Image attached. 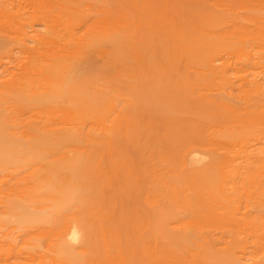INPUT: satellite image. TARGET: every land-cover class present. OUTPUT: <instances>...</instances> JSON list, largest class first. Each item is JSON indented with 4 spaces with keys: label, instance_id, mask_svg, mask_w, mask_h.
<instances>
[{
    "label": "bare ground",
    "instance_id": "obj_1",
    "mask_svg": "<svg viewBox=\"0 0 264 264\" xmlns=\"http://www.w3.org/2000/svg\"><path fill=\"white\" fill-rule=\"evenodd\" d=\"M237 1L244 16L233 2L198 0L199 27H183L160 0L142 14L119 0H0V228L16 220L58 234L45 247L3 235L0 264H127L116 233L85 217L118 171L133 174L163 148L161 126L185 121L205 128L160 156L182 175L172 200L190 219L174 233L179 213L157 187V232L173 245L211 225L264 233L248 206L264 195V5ZM16 171L21 186H6ZM202 184L221 210L201 199L194 211ZM235 250L212 259L264 264Z\"/></svg>",
    "mask_w": 264,
    "mask_h": 264
},
{
    "label": "rangeland",
    "instance_id": "obj_2",
    "mask_svg": "<svg viewBox=\"0 0 264 264\" xmlns=\"http://www.w3.org/2000/svg\"><path fill=\"white\" fill-rule=\"evenodd\" d=\"M119 1L132 14H142L146 7V0ZM160 1L164 8L167 7L165 8L167 9L165 13L167 22H178L183 27L188 25L199 27L197 17L192 11L198 0ZM225 1L234 3L233 10L230 12L235 11L239 12L240 16L245 15L244 9H239L237 0ZM253 2L259 6L264 5V0H253ZM227 12H229L228 9ZM262 77L258 76V78ZM204 128L200 123L193 126L188 121H185L182 126H161L163 148L153 154L150 162L144 160L136 162L137 168L133 174L124 173L122 170L118 171L113 177V185L105 186L106 199L96 206L93 212L94 217H85L116 233L112 239L114 251L116 253L120 250L123 251L127 264H219L214 262L212 256L234 251L235 244L239 247L235 250L238 255L264 258L263 229L258 230L256 234H249L240 233L233 227L206 226L203 232L199 233L201 238L198 239L196 235L187 245H173L156 230L157 223L161 219L160 208L153 207L148 199L150 195L157 193V187L162 194L167 196L171 207L179 213L177 221L169 227L174 233L183 231V224L190 219L188 211L172 200L171 182L175 179L181 180L182 175L172 164L163 163L160 155L163 151L179 149L185 143L188 135L193 134V129ZM21 176V172H13L8 177L6 186L20 187ZM197 188L200 193L196 192L191 196L194 211L202 213L201 199H204L215 209H222L211 199V193L204 184L198 185ZM248 206L254 213L264 216V195L261 200L255 198L250 200ZM35 207L37 210L41 209L38 203L31 206L33 209ZM3 208V204H0V210ZM74 211L81 215V209L77 204H73L68 212ZM139 219L143 220V228L138 226ZM69 232L70 228L65 229L66 238H68ZM6 234L20 243L26 244L27 241V244L35 243L42 247L48 243L54 246L58 237L57 232L53 229H45L36 223L16 220L6 222L5 226L0 228V238ZM205 237L210 240L209 245L204 244ZM27 248L29 249L28 246ZM34 261V264H39L40 260L37 258Z\"/></svg>",
    "mask_w": 264,
    "mask_h": 264
}]
</instances>
